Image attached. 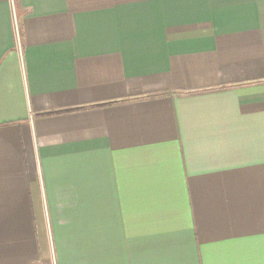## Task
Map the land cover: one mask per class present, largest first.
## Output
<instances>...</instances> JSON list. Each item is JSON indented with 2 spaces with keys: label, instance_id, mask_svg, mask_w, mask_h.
I'll use <instances>...</instances> for the list:
<instances>
[{
  "label": "crops",
  "instance_id": "0c3cea01",
  "mask_svg": "<svg viewBox=\"0 0 264 264\" xmlns=\"http://www.w3.org/2000/svg\"><path fill=\"white\" fill-rule=\"evenodd\" d=\"M0 264H264V0H0Z\"/></svg>",
  "mask_w": 264,
  "mask_h": 264
}]
</instances>
